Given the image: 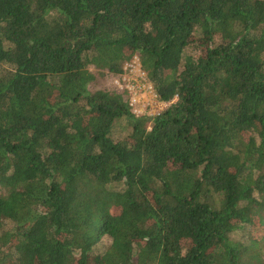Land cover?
Here are the masks:
<instances>
[{"label": "trees", "instance_id": "trees-1", "mask_svg": "<svg viewBox=\"0 0 264 264\" xmlns=\"http://www.w3.org/2000/svg\"><path fill=\"white\" fill-rule=\"evenodd\" d=\"M0 264H264V0H0Z\"/></svg>", "mask_w": 264, "mask_h": 264}, {"label": "rangeland", "instance_id": "rangeland-1", "mask_svg": "<svg viewBox=\"0 0 264 264\" xmlns=\"http://www.w3.org/2000/svg\"><path fill=\"white\" fill-rule=\"evenodd\" d=\"M187 54L189 55H196V52L193 48L188 49ZM135 68L134 69H128L125 70V73L121 76H114L110 74L108 71L99 70L95 67H91L90 70L95 76V80L90 85V90L92 92L100 91V90H107V91H117V92H127V95L129 96V100L131 102V99L136 98V107L135 109L140 108V113H136L139 116L142 115H149L154 116L159 113H162L165 111L171 104L161 103L159 104V101L157 97L152 95H144V94H135L132 90L137 85H140L136 83L137 76H138V68L140 66V63L138 60H135ZM120 78H126V80H120ZM127 88H130L132 90H128ZM133 111L134 107L132 108ZM142 113V114H141ZM124 127V125H122ZM121 130V129H117ZM117 138H122V136L125 135V133L116 132ZM111 244V240L108 238H104L102 242L99 244V246L96 248L97 253H103L105 252L108 247Z\"/></svg>", "mask_w": 264, "mask_h": 264}, {"label": "built area", "instance_id": "built-area-1", "mask_svg": "<svg viewBox=\"0 0 264 264\" xmlns=\"http://www.w3.org/2000/svg\"><path fill=\"white\" fill-rule=\"evenodd\" d=\"M135 60H138V62L140 63L139 58L135 57V59L131 63L126 65L125 70H128L130 68L134 69L135 68V65H134L135 64ZM138 73L139 74L137 76L136 83L137 84L140 83V85H137L135 87V89L133 88V90L130 89V88H127V89L128 90H132L135 94H139L140 93V94H144V95H152V96H155V98H156L157 96H156V94L154 92L153 86L149 83V80H148V77H147V73L142 69L141 63H140V66L138 68ZM120 80H126V78H120ZM135 99L136 98H134V99L132 98L131 99V102H130L131 103V107L132 108L134 107L135 113H140V108L135 109V107H136L135 106L136 105L135 104L136 103ZM159 104H160V102H159ZM166 104H169V103H166ZM159 114H157V115H159Z\"/></svg>", "mask_w": 264, "mask_h": 264}]
</instances>
